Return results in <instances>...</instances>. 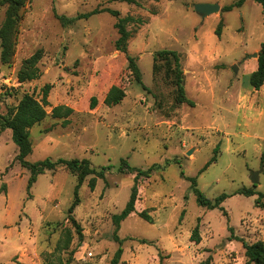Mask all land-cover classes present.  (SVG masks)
<instances>
[{
  "label": "rangeland",
  "instance_id": "rangeland-1",
  "mask_svg": "<svg viewBox=\"0 0 264 264\" xmlns=\"http://www.w3.org/2000/svg\"><path fill=\"white\" fill-rule=\"evenodd\" d=\"M237 1L32 0L12 65L0 61V116L9 117L26 94L42 101L44 87L51 85L48 117L31 129L27 160L80 159L98 171L110 168L94 191L88 185L92 176L83 182L73 213L78 230L68 216L77 176L65 167L47 171L28 190L31 173L17 160L12 131L0 120V264H111L120 247V264H200L209 257L211 264H250L232 234L249 243L264 241L258 196L236 194L253 189L264 195V85L257 90L250 84L258 68L252 55L264 42V17L255 0L223 11ZM197 4L221 9L204 18ZM97 9L104 11L66 26L57 17L73 19ZM5 13L0 3V28ZM126 17L133 19L126 53L136 59L143 85L116 47L115 24ZM164 49L180 54L193 107L176 104L164 72L153 73L154 55ZM36 53L39 77L21 83L18 73ZM113 86L126 97L108 106ZM57 106L74 110L67 126L52 117ZM123 159L136 169H162L138 181L136 213L116 231L114 218L126 208L137 175L121 172ZM257 171L255 186L250 176ZM181 172L197 178L212 201L231 195L223 203L230 222L219 209L198 205ZM144 210L154 223L139 217ZM197 226L200 243L192 240Z\"/></svg>",
  "mask_w": 264,
  "mask_h": 264
},
{
  "label": "trees",
  "instance_id": "trees-1",
  "mask_svg": "<svg viewBox=\"0 0 264 264\" xmlns=\"http://www.w3.org/2000/svg\"><path fill=\"white\" fill-rule=\"evenodd\" d=\"M126 2L134 3L136 0H123ZM261 5L264 17V0H255ZM32 2V0H0L3 6H6L5 19L0 28V61L2 65L11 66L13 59L16 54L18 39L21 30V24L24 19V11L26 7ZM246 0H238L235 4L226 6L223 11H231L234 7H242ZM104 10H94L86 15H79L76 18L69 19L65 16L57 15L58 19L66 26L67 24L73 23L75 20L81 19L82 17H89L93 14L103 12ZM115 17H119L120 13L112 11ZM131 17L120 18L115 24V28L119 33V38L116 41L117 50L124 53L127 52V43L131 37L130 31L127 30V25L132 21ZM258 68L250 77V84L255 89L259 90L264 85V42L261 45L260 52L258 53ZM127 60L129 62V69L135 74L136 80L139 84L143 85L141 71L136 63V59L126 53ZM39 59V54H34L31 58L24 61L21 70L18 73V79L21 83L27 80H35L39 77V70L35 67ZM164 72V76L168 82L174 87L175 102L178 105L188 104L194 106V102L187 98L185 88V75L182 69L181 56L177 51L174 50H161L154 55L153 59V73L158 75ZM51 85H46L43 90L42 101L37 100L33 95L26 94L20 100L18 106L13 112L9 114V117L0 116L2 120L3 128L10 129L12 131V139L18 147L19 153L17 160L24 167L27 168L31 176L29 178L27 189L30 190L36 183L40 175L45 174L47 171H56L59 168L65 167L73 175L77 176L78 184L74 189V201L70 206L68 213L69 219L74 223L78 230H81V226L77 223L73 217V213L77 206L80 204L79 190L82 187L83 182L88 176H92L89 181V188L94 191L97 186L98 179H105L106 170L110 167H103L101 170H96L91 166L90 161L80 159H64L59 158L57 160L46 159L44 161L30 163L27 158L32 153V141H31V129L36 125L41 124L47 117L48 112L46 107L48 106V95L51 90ZM126 97V92L119 86H113L106 98L105 103L108 106H114L121 103ZM97 98H92L91 107L94 109L97 106ZM74 110L68 106H57L52 110V117L56 119H64L63 126H67L70 123L69 117L73 114ZM218 147L215 149L217 152ZM216 161L214 157L201 172H204L212 163ZM155 168L162 169L160 165H153L148 170L144 171L141 169L133 168L127 160L123 159L121 162V172H136L135 184L132 188L130 200L120 215L115 216L114 221L117 225V230L120 228V223L126 220L129 216L136 213V202L138 199V181L143 178H151L155 172ZM181 176L191 182V188L196 196V200L199 206L208 210L219 209L225 217L228 218V213L223 207V203L231 197L228 194H222L217 197L214 201L210 200L199 188L197 178H187L184 172H181ZM255 187V186H254ZM236 194H242L247 197L258 196L255 202L256 208H260L264 211V202L262 199L264 195L257 193L253 189H242ZM139 217L149 223H154L153 217L149 214L148 210H144L139 213ZM230 222L229 218L227 219ZM229 230L233 233V228L229 227ZM118 242H121L118 235L115 236ZM232 237L241 242L245 249V256L248 258L250 264H264V241L258 240L254 243H249L243 238ZM192 240L196 243H200V230L197 226L192 235ZM143 244L148 241L142 240ZM123 249L120 247L116 252L111 264H120ZM212 257H209L206 261L200 264H211Z\"/></svg>",
  "mask_w": 264,
  "mask_h": 264
},
{
  "label": "water",
  "instance_id": "water-1",
  "mask_svg": "<svg viewBox=\"0 0 264 264\" xmlns=\"http://www.w3.org/2000/svg\"><path fill=\"white\" fill-rule=\"evenodd\" d=\"M221 7L218 4H197L195 5V11L197 14L201 15L202 17H207L211 14L219 12ZM253 57L258 58L259 54L255 53L252 55ZM235 70L237 68L235 67ZM262 171L252 172L250 176V180L253 185L258 186L259 184V177Z\"/></svg>",
  "mask_w": 264,
  "mask_h": 264
},
{
  "label": "crops",
  "instance_id": "crops-1",
  "mask_svg": "<svg viewBox=\"0 0 264 264\" xmlns=\"http://www.w3.org/2000/svg\"><path fill=\"white\" fill-rule=\"evenodd\" d=\"M245 250V249H244Z\"/></svg>",
  "mask_w": 264,
  "mask_h": 264
}]
</instances>
